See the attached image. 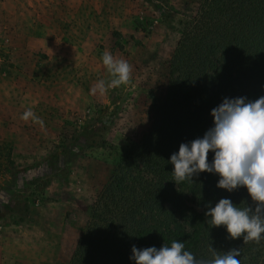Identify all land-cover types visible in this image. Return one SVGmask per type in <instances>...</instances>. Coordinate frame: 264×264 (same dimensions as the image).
<instances>
[{
	"label": "rangeland",
	"instance_id": "obj_1",
	"mask_svg": "<svg viewBox=\"0 0 264 264\" xmlns=\"http://www.w3.org/2000/svg\"><path fill=\"white\" fill-rule=\"evenodd\" d=\"M201 2L0 0V264L70 263L98 194L151 128ZM105 51L131 79L94 94L112 79Z\"/></svg>",
	"mask_w": 264,
	"mask_h": 264
},
{
	"label": "trees",
	"instance_id": "obj_2",
	"mask_svg": "<svg viewBox=\"0 0 264 264\" xmlns=\"http://www.w3.org/2000/svg\"><path fill=\"white\" fill-rule=\"evenodd\" d=\"M169 74L151 128L98 194L69 264H136L133 246L159 249L174 240L197 259L211 258L212 246L221 255L240 249L241 264H264V234L245 243L205 215L221 198L254 209L246 186L229 192L217 187L218 173L207 171L176 184L169 162L181 143L214 126L211 110L225 98L264 96V0H202L184 23ZM213 157L210 150L209 163Z\"/></svg>",
	"mask_w": 264,
	"mask_h": 264
},
{
	"label": "clouds",
	"instance_id": "obj_3",
	"mask_svg": "<svg viewBox=\"0 0 264 264\" xmlns=\"http://www.w3.org/2000/svg\"><path fill=\"white\" fill-rule=\"evenodd\" d=\"M103 65L112 79L99 80L92 88L95 94H104L108 88L128 84L132 66L127 60L113 56L109 51L102 55ZM32 115L31 110L23 118ZM214 126L209 128L202 138L181 143L178 153H173L170 163L177 183L193 181L194 174L207 171L218 173L217 187L229 192L240 186H246L252 200L251 206L239 208L228 198H221L214 207L209 206L206 217L211 226L225 225L230 237L235 239L243 235L244 242L259 243L264 234V96L254 102H246L245 97L225 98L211 110ZM214 153L213 161L208 162L209 151ZM185 245L172 241L171 246L147 247L142 250L132 247V256L136 264H241L237 259L240 249L233 248L222 255L211 246L212 257L197 259L186 251Z\"/></svg>",
	"mask_w": 264,
	"mask_h": 264
}]
</instances>
